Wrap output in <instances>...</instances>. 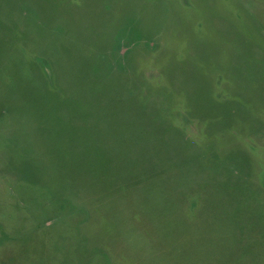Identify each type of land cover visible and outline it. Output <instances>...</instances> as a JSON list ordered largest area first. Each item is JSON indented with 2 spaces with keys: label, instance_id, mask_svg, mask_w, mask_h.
<instances>
[{
  "label": "rangeland",
  "instance_id": "1",
  "mask_svg": "<svg viewBox=\"0 0 264 264\" xmlns=\"http://www.w3.org/2000/svg\"><path fill=\"white\" fill-rule=\"evenodd\" d=\"M0 264H264V0H0Z\"/></svg>",
  "mask_w": 264,
  "mask_h": 264
}]
</instances>
